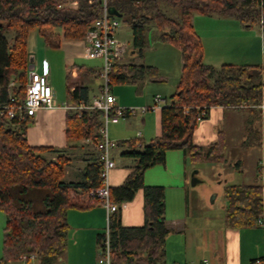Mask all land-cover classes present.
I'll list each match as a JSON object with an SVG mask.
<instances>
[{
    "label": "trees",
    "instance_id": "trees-1",
    "mask_svg": "<svg viewBox=\"0 0 264 264\" xmlns=\"http://www.w3.org/2000/svg\"><path fill=\"white\" fill-rule=\"evenodd\" d=\"M74 1L78 2L76 9L66 7ZM163 4L178 8L179 18L169 17ZM109 6L115 7L131 27L134 50L142 53L147 47L149 29L154 24L160 41L181 51L180 83L172 97L174 102L162 109L161 136L145 145L137 139L117 143L129 148L122 156L134 158L136 165L123 185L110 189L111 200L117 204L133 201L137 192L143 190L145 215V225L133 228L122 225L121 212L112 215V264H161L170 233L166 226L165 188L146 186L145 172L165 164L166 154L171 150H182L192 163L224 162L227 149L224 137L205 150L193 142L202 109L209 108V116L212 107L229 109L244 101L256 103L264 88V66L226 64L215 68L204 63V48L192 24V15L232 18L244 27L261 25L264 31V0H109ZM100 15L97 1L90 4L89 0H0V100H7L10 92L18 101L24 100L29 82L31 31L37 29L47 45L58 47L61 39L83 41L88 27ZM7 34L13 35L12 44ZM157 74L153 67L117 63L111 73V84H134L141 92L145 79ZM12 82L15 87L10 89ZM68 94L74 106L92 105L86 87L79 86L72 92L68 88ZM30 119L0 121V211L6 215L0 264H23L24 257L27 264H61L68 241L67 212L83 206L78 200L73 201L71 195L80 198L79 193L100 187V155L96 150L93 170L85 182H64L69 158L59 150L31 146L25 134ZM104 125L105 115L99 109L81 114L69 110L66 151L76 149L82 139L95 146L101 140ZM261 144L264 146V137ZM47 152L59 154L57 160L46 159ZM263 189L259 185L225 188L228 227L244 229L258 225L264 214ZM33 194L40 198L39 203L31 197Z\"/></svg>",
    "mask_w": 264,
    "mask_h": 264
},
{
    "label": "crops",
    "instance_id": "crops-1",
    "mask_svg": "<svg viewBox=\"0 0 264 264\" xmlns=\"http://www.w3.org/2000/svg\"><path fill=\"white\" fill-rule=\"evenodd\" d=\"M192 24L202 40L203 61L206 65L215 68L226 64L264 66V54L262 59H250V56L245 53L244 39L248 31H246L247 27L237 20L218 15L193 14ZM119 32L120 30L118 34ZM159 36L160 34L158 38ZM261 37L264 38V34ZM224 42H228L229 48H220ZM150 43L148 38L149 47L146 54H143L145 49L141 53L138 49L134 50L129 46L127 57L120 62L124 65L153 67L158 74L145 79L141 92L135 93L133 89L130 91L127 89L124 93L116 94L117 97L115 95L117 106L127 107L128 97L134 96L137 103L133 105L141 109L140 112L134 110V114L128 115L118 123H112L122 124L119 128L108 131L109 139L116 143L137 139L145 145L160 137L162 109L174 102L172 97L178 90L183 64L181 51H176L171 44L159 41L153 42L152 45ZM49 47L58 51H51ZM28 52L30 57L35 58L36 55L42 57V59H30L33 66H39L43 60L48 62L52 84L55 73L66 71L67 94L68 88L72 92L75 88L82 86L88 89V99L91 104L99 99L94 85L100 79L98 75L102 61L98 60L101 62L100 68L92 67L94 66L91 64L92 60L85 58L83 41L61 39L60 45L53 47L47 45L39 31L35 29L28 36ZM57 54L62 55L63 59H54L53 57ZM36 60L41 62L37 64ZM70 80H74V84H71ZM157 96L163 99L162 103L155 102ZM65 105L74 106L69 94L68 101L59 104L60 107L40 110L32 117L25 134L28 143L33 147L52 148L64 153L70 160L65 168L64 182L81 183L86 181L87 175L93 170L96 153L91 151V146L83 142L76 144L78 145L76 149L66 151L69 145L66 135L69 110L65 109ZM230 111L235 114L229 116ZM243 111L248 113L247 118L241 115ZM257 116L264 122V114L261 113L212 107L209 116L199 123L195 130L193 142L205 150L216 143L220 137H224L227 144V158L228 141L235 133V129L239 130V143L243 145L249 135V123ZM261 148L264 152L262 144ZM127 151L129 148L126 145L121 147L117 145L111 151L116 167L110 172V188L123 185L136 165L134 158L122 156ZM189 165L190 161L182 150H171L166 154L165 164L149 168L144 174L146 186L165 188V217L170 233L166 238L161 264H254L257 259H263L264 214L262 223L257 226L234 229L227 226L226 213L221 218L205 213L202 201L192 200L189 189ZM259 186H264V182ZM86 195L84 193L81 196L83 206L72 207L67 212L68 241L61 264H99V242L107 227V211L100 203L88 201ZM1 221L0 216V225ZM121 221L126 228L145 225L143 190L137 192L133 201L125 204L121 212ZM1 231L0 226V259L3 257ZM10 264L22 263L11 262Z\"/></svg>",
    "mask_w": 264,
    "mask_h": 264
},
{
    "label": "built area",
    "instance_id": "built-area-1",
    "mask_svg": "<svg viewBox=\"0 0 264 264\" xmlns=\"http://www.w3.org/2000/svg\"><path fill=\"white\" fill-rule=\"evenodd\" d=\"M97 1L101 7V15L87 29L83 43L85 44V58L88 60H101L102 67L99 71V77L102 81V98L97 99L92 105L67 106L65 109L82 113L92 109H99L104 112L105 125L100 130L101 140L95 144V149L99 152V164L101 168V185L92 190L87 195V200L93 203H100L107 211V227L101 236L99 242V264H112V234L110 221L113 214L122 212L126 203L117 204L111 200L109 176L110 172L116 167V163L111 157V151L117 146V143L111 141L108 137L106 126L109 123H118L126 118V111L116 105V98L112 93L111 73L115 64L124 60L129 52L127 42L119 39L117 36L120 28V20L109 13V0H89V3ZM60 6L59 8H62ZM71 9L78 7V2L74 1L66 5ZM263 24V21H262ZM29 82L26 87V93L23 101H18L14 93L9 94L5 101L0 100V121H22L26 117H34L40 110H52L59 106L54 89L50 82V68L48 62L43 60L39 66H33L29 59ZM15 87L12 82L10 89ZM156 103H162L160 96L155 98ZM229 109L234 110H257L264 114V88L260 101L256 103L244 101L241 105L232 106ZM134 114V110H129ZM209 108L204 107L199 117L201 123L208 116ZM90 141V140H87ZM91 142V141H90ZM141 145V144H139ZM264 179V175L262 177ZM262 223V217L257 224ZM23 264H27V258H23ZM34 257L31 258L33 263ZM254 264H264L263 259H257Z\"/></svg>",
    "mask_w": 264,
    "mask_h": 264
},
{
    "label": "rangeland",
    "instance_id": "rangeland-1",
    "mask_svg": "<svg viewBox=\"0 0 264 264\" xmlns=\"http://www.w3.org/2000/svg\"><path fill=\"white\" fill-rule=\"evenodd\" d=\"M165 13L174 19H178L180 16V10L178 8L170 7L169 5L163 4L162 5ZM120 20V32L118 37L127 42L130 47H132V29L131 27L124 21L123 18H119ZM1 23V22H0ZM240 23V22H239ZM248 31L247 36H245V53L250 56V59H262V54H264V38L261 37L264 34L261 25H254L251 26L249 29L246 28ZM263 31V32H262ZM235 30L232 32L234 34ZM159 35V31L157 30L156 26L152 24L149 29L148 38L150 40V44L152 45L153 42L162 41L157 40ZM7 38L10 44L13 41V35L7 34ZM170 44V43H166ZM172 45V44H171ZM148 45L144 50L143 54L148 52ZM176 51L179 49L174 46ZM227 47L229 48L228 42H224L223 46L220 48ZM51 51H58L57 49L49 47ZM54 59H63V56H59L58 54L53 57ZM29 59H42L39 56H31ZM37 64L41 61L36 60ZM92 67H101V62L98 60H92L91 63ZM66 71H62L61 73L57 72L54 74V82L51 83L57 102L59 104H63L64 102L68 101V94H67V78H66ZM71 84H74V80H70ZM102 85L101 79H98L94 85L95 93L98 94V98H102V92L99 91ZM127 89H133L135 93L138 92L139 86L134 84H114L112 85V92L114 96L119 92H125ZM117 97V95H116ZM115 97V98H116ZM138 98V97H137ZM137 103L134 96H129L127 99V107H120L122 109H129V110H139L140 108H136L133 104ZM131 104V105H129ZM235 114L234 112H229V116ZM140 115V113H139ZM241 115L246 116L248 115L247 112H241ZM247 118V116H246ZM122 120V119H121ZM120 120V121H121ZM248 129V137L246 138V142L243 145L239 143V130L235 129V133L232 137L229 138L228 141V155L224 162L218 164H211L206 161H200L197 163L190 162L188 167L190 171V181H189V189L192 193V200L198 201L199 199L203 203V209L205 213L211 215L212 217L221 218L226 213V206L227 200L225 196V188L227 185H260L264 182L262 175L264 173V152H262L261 148V140L264 137V122L261 120L259 116L253 118L252 121L249 123ZM122 124L119 123L114 125L109 123L106 128L107 132L109 130L117 129ZM111 141H113L111 139ZM80 142L86 143V145L91 146V151L96 153L95 146L92 142L87 141L86 139H82ZM115 142V141H114ZM89 143V144H88ZM44 156L49 161H56L59 154L57 153H50L47 152ZM240 163V164H239ZM68 165V164H67ZM239 165V169H238ZM66 168V167H65ZM198 172L196 175L197 178L201 181L197 186H191V176L194 172ZM263 180V181H262ZM83 193H79L82 196ZM35 199L37 203H39L40 198L33 194L31 195ZM73 201L81 202V197H77V195H71ZM40 206V204H37ZM39 208V207H38ZM1 216V227H2V242L4 240V225L6 223L5 214L4 212L0 211Z\"/></svg>",
    "mask_w": 264,
    "mask_h": 264
},
{
    "label": "water",
    "instance_id": "water-1",
    "mask_svg": "<svg viewBox=\"0 0 264 264\" xmlns=\"http://www.w3.org/2000/svg\"><path fill=\"white\" fill-rule=\"evenodd\" d=\"M109 13L113 16H116L117 18H122L123 15L121 13H119V11L115 8V7H110L109 8ZM198 172H194L191 176V186L195 187L197 186L201 181L197 178Z\"/></svg>",
    "mask_w": 264,
    "mask_h": 264
}]
</instances>
